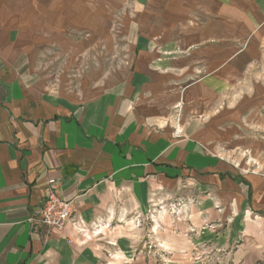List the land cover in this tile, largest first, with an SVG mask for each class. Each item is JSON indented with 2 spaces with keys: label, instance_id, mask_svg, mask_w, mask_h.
Returning <instances> with one entry per match:
<instances>
[{
  "label": "crops",
  "instance_id": "0c3cea01",
  "mask_svg": "<svg viewBox=\"0 0 264 264\" xmlns=\"http://www.w3.org/2000/svg\"><path fill=\"white\" fill-rule=\"evenodd\" d=\"M133 5L131 67L88 64L72 79L48 56L71 41L60 34L66 9L91 28L114 1L0 0V264H162L156 244L137 254L129 233L165 201L187 248L208 245L225 264L264 261V164L236 169L241 155L211 144L221 135L215 99L241 85L249 93L224 112H250L264 129V0ZM50 180L76 207L59 232L30 222Z\"/></svg>",
  "mask_w": 264,
  "mask_h": 264
},
{
  "label": "rangeland",
  "instance_id": "374dc122",
  "mask_svg": "<svg viewBox=\"0 0 264 264\" xmlns=\"http://www.w3.org/2000/svg\"><path fill=\"white\" fill-rule=\"evenodd\" d=\"M113 1L115 6H108V10L102 9L95 12L96 22L91 28L83 11L81 23L77 17L76 24H74L70 22V17L73 14L68 15V9H66L67 20L61 27L60 34L61 37L69 38L71 41L69 43H54L48 56L54 66L60 65L70 69L69 78H78L75 68L88 64L96 65L104 73H113L123 67H131L134 48H131L127 41L125 32L127 21L125 20L134 19L133 17L137 14L135 8L137 6L133 5L134 0ZM76 14L78 16V12ZM47 31L48 29H45V33ZM90 38L92 41L89 40ZM51 44L49 43L45 47L49 46L50 49ZM88 57L90 58L88 59ZM229 61L231 62V60ZM248 76V74L242 76L241 84L246 83ZM258 76V83L264 81V75L259 74ZM238 87H242L239 89L240 91L234 87L231 91L227 90L224 95L220 94L215 99L218 102L213 108L215 110L213 122L218 125L221 135L217 139H213L211 144L221 153H231L230 158L232 159H234V152L235 156L241 155L240 164L232 160V165L236 169L241 165L242 168L246 166L249 170H254L259 167V164H264V129L248 121L250 112L243 114L240 120L235 118L232 112H224L225 110L236 109V106L228 105L231 99L234 102H240L249 93L243 85ZM257 110L259 111L258 116L264 117V107ZM181 112H183V105L178 104L174 113ZM219 112L222 113L219 114ZM171 204L168 201L157 203L156 207L153 206L154 211L149 213L147 218L144 219L143 215L137 216L135 227L141 233L139 235L129 233L140 245H138L137 254L145 249L147 255L153 253L155 250L149 248L156 244L159 248V251H156L157 258H160L162 264H174L173 262L178 260L181 262L180 264H225L223 253H219L217 250L208 251V245L193 244L188 248L186 247L182 238L186 237L187 239V236L182 234L180 226L175 227L174 225L173 228V220H176L177 223L182 222V220L177 218L178 212L174 211L175 206L171 207ZM151 214L155 215L156 218L154 219ZM132 217L131 215L129 219L132 220Z\"/></svg>",
  "mask_w": 264,
  "mask_h": 264
},
{
  "label": "built area",
  "instance_id": "2783aa9c",
  "mask_svg": "<svg viewBox=\"0 0 264 264\" xmlns=\"http://www.w3.org/2000/svg\"><path fill=\"white\" fill-rule=\"evenodd\" d=\"M176 133L179 132L176 130ZM55 185L56 180L49 181L46 199L30 222L33 225L46 226L52 231L59 232L63 231L73 220L76 207L75 202L67 201L56 193L53 188Z\"/></svg>",
  "mask_w": 264,
  "mask_h": 264
}]
</instances>
